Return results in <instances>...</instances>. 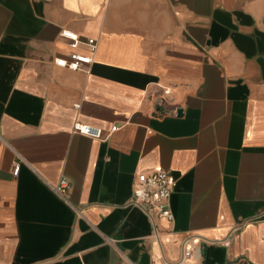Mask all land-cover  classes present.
Returning <instances> with one entry per match:
<instances>
[{"label":"crops","instance_id":"1","mask_svg":"<svg viewBox=\"0 0 264 264\" xmlns=\"http://www.w3.org/2000/svg\"><path fill=\"white\" fill-rule=\"evenodd\" d=\"M0 264H264V0H0Z\"/></svg>","mask_w":264,"mask_h":264},{"label":"built area","instance_id":"2","mask_svg":"<svg viewBox=\"0 0 264 264\" xmlns=\"http://www.w3.org/2000/svg\"><path fill=\"white\" fill-rule=\"evenodd\" d=\"M60 35L65 37L72 50L67 57H56L55 63L68 67L70 69H81L92 60V56L76 51L80 43H84L94 51L96 41L93 38L82 39L79 34L71 30H62ZM117 126H112L111 131L115 130ZM73 130L75 132L84 134L93 139H103L106 137L103 129L99 126L86 124L81 121L73 123ZM18 171V166L15 167L14 172ZM176 185V178L166 169L158 167L150 172H140L137 174L133 182V199L132 203L146 212L155 214L158 217L173 219V213L170 208V196L172 190ZM69 187V180L61 178L55 185L54 191L62 198H66V193ZM108 242L112 239L108 238ZM199 248L193 244L190 239L184 242V257L196 255Z\"/></svg>","mask_w":264,"mask_h":264},{"label":"water","instance_id":"3","mask_svg":"<svg viewBox=\"0 0 264 264\" xmlns=\"http://www.w3.org/2000/svg\"><path fill=\"white\" fill-rule=\"evenodd\" d=\"M177 113L178 114H181L182 113V109L181 108H178Z\"/></svg>","mask_w":264,"mask_h":264}]
</instances>
